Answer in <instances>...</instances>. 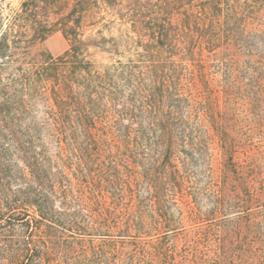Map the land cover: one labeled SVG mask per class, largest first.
Listing matches in <instances>:
<instances>
[{"label": "trees", "instance_id": "obj_1", "mask_svg": "<svg viewBox=\"0 0 264 264\" xmlns=\"http://www.w3.org/2000/svg\"><path fill=\"white\" fill-rule=\"evenodd\" d=\"M203 1L208 4L204 8L207 16L238 9L224 0ZM177 2L22 0L7 26L5 39L14 33L29 52L53 32L61 31L69 39V48L57 57L35 53L30 58L34 71L18 80L36 90L33 95L46 104L47 142H41L33 126L23 123L25 115L20 116V112L14 114V121H19L17 129L0 126V207L6 210L0 213V264H118L121 253L116 238L141 237L137 234H141L138 222L143 223L147 209L156 212L163 197L184 180L182 169L173 162L172 146L174 131L183 130L191 120L171 113L181 109V103L174 107V96L179 102L184 99L178 85L154 65L133 66L138 61L127 68L120 61L96 68L87 58L88 44L84 40L86 28L99 23L97 14L104 6L115 19L129 25L132 47L142 49L137 54L139 59L144 61V54H149L154 61L156 53L170 52L171 39L181 29L176 24ZM99 44L103 45L101 41ZM136 69L137 74L132 72ZM37 83L41 84L38 88ZM193 85H197L194 80ZM123 87H129L130 92L125 97L127 108L122 105ZM14 99L19 111L28 114L22 98ZM189 109V117L202 111L207 121L213 118L212 123H216V108L206 112L204 107ZM122 115L127 121H135L140 130L133 134L123 126L121 136L111 132L105 119L117 116L122 120ZM190 126L196 128L197 123ZM214 127L218 131L220 124ZM72 136L77 145L67 149L66 141ZM182 142V152L192 159L193 146ZM146 148L151 152L150 159L145 158ZM139 163L148 165L145 168ZM223 190L221 186L218 194ZM105 192L116 197V206L124 214L99 211V206L104 207ZM229 192L232 200L240 204L247 201L240 197V186H233ZM218 198L222 202L224 195ZM70 205H76L78 211L69 214ZM65 226L73 229L70 235L74 240L77 235L78 241L92 243L95 235L101 237V244H91L90 250H83L85 253L69 255L68 247L62 250L60 236L55 234ZM168 258L167 264L183 263ZM258 258L263 259L257 263L264 264L263 250Z\"/></svg>", "mask_w": 264, "mask_h": 264}, {"label": "rangeland", "instance_id": "obj_2", "mask_svg": "<svg viewBox=\"0 0 264 264\" xmlns=\"http://www.w3.org/2000/svg\"><path fill=\"white\" fill-rule=\"evenodd\" d=\"M21 2L0 0V126L17 129L19 121L14 118L20 112V116L25 115L23 123L33 126L41 142H47L46 104L33 95L36 90L18 80L34 71L31 56L62 55L69 48V39L56 31L29 52L24 43L17 42L14 33L5 39L7 26ZM228 2L238 9L207 16L204 8L208 4L203 0H178L175 16L181 29L171 39L170 52L156 53L154 61H150L149 54H144V61L139 59L137 54L142 49L132 47L129 25L115 19L104 6L97 14L99 23L86 28L87 58L96 68L114 66L118 61L125 68L137 61L133 66H156L178 85L184 98L179 102L174 96V107L181 103V109L170 107L171 113L191 120L183 130L174 131L173 162L184 176L174 189L179 192L169 191L156 212L147 209L143 223L138 222L141 234H137L141 237L116 238V248L121 253L118 264L121 260L123 264H167L170 256L182 264H258L263 259L258 255L264 251V0H224ZM132 72L137 74L138 70ZM39 86L37 83L36 88ZM123 91L122 105L127 108L129 87H123ZM13 96L22 98L28 114L19 111ZM189 107H204V112L216 108V123H212L213 118L207 121L202 111L199 115L190 113L189 117ZM105 120L117 136L125 127L133 134L140 130L135 121H127L125 116L122 120L117 116ZM196 123V128L190 126ZM215 124H220L218 131ZM76 135L81 137L79 132ZM73 137L67 139V149L76 144ZM182 141L193 146L192 159L182 152ZM145 152V158L150 159L149 149ZM139 165L146 168L148 164ZM221 186L224 192L218 194ZM233 186L242 188L240 197L247 198L245 204L230 198ZM221 195L222 202L218 198ZM104 196L100 212L124 214L116 206L115 196L106 192ZM69 210L72 214L78 208L70 205ZM2 212L6 210L0 207ZM67 227L59 228L55 234L60 236L61 249L68 247L69 255L85 253L83 250H90L91 244H101V237L95 235L92 243L78 241L77 235L74 240L70 235L73 229Z\"/></svg>", "mask_w": 264, "mask_h": 264}]
</instances>
